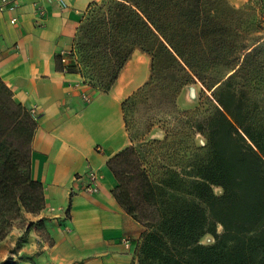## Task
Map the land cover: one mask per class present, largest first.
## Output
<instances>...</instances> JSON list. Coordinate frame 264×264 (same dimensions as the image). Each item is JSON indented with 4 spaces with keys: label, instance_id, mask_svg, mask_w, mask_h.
I'll return each mask as SVG.
<instances>
[{
    "label": "crops",
    "instance_id": "obj_1",
    "mask_svg": "<svg viewBox=\"0 0 264 264\" xmlns=\"http://www.w3.org/2000/svg\"><path fill=\"white\" fill-rule=\"evenodd\" d=\"M104 1L13 0L15 12L0 11V79L37 116L31 177L45 201L38 215L26 214L41 222L20 245L26 226L0 241V264H137L142 226L115 200L107 162L131 144L123 105L150 81L152 56L134 51L108 92L56 66L88 11ZM226 1L241 7L252 0ZM88 171L99 182L93 193L86 190Z\"/></svg>",
    "mask_w": 264,
    "mask_h": 264
},
{
    "label": "rangeland",
    "instance_id": "obj_2",
    "mask_svg": "<svg viewBox=\"0 0 264 264\" xmlns=\"http://www.w3.org/2000/svg\"><path fill=\"white\" fill-rule=\"evenodd\" d=\"M255 46L257 54L245 57ZM72 50L75 70L101 92L134 51L152 56L150 81L123 105V116L130 145L139 152L151 181L160 186L167 183L186 191L197 175L215 172L207 137L210 124L219 121L209 119L217 117L218 99L229 93H235L234 105L247 122L260 128L257 140L264 143L260 0L241 7L226 0L104 1L88 11ZM245 59L257 66L258 74L235 73L233 68ZM177 180L182 184L172 185ZM212 189L216 195L222 193L219 187ZM26 214L34 217L25 212L14 226L25 228L30 223ZM212 242L209 234L201 239L204 245ZM141 243L142 238L137 264Z\"/></svg>",
    "mask_w": 264,
    "mask_h": 264
},
{
    "label": "trees",
    "instance_id": "obj_3",
    "mask_svg": "<svg viewBox=\"0 0 264 264\" xmlns=\"http://www.w3.org/2000/svg\"><path fill=\"white\" fill-rule=\"evenodd\" d=\"M256 54L255 46L245 57ZM124 64L102 92L112 88ZM56 66L80 73L73 64L65 69L60 56ZM233 70L240 75L259 73L247 59ZM235 100V93L218 99L217 117L209 119L219 121L210 124L207 137L215 172L197 175L186 191L152 182L133 145L108 160L116 180L115 200L144 228L138 264H264V143L257 140L260 128L247 122ZM37 125V116L16 103L0 79V241L25 212L36 216L45 206L43 186L31 177ZM177 184L182 181L172 183ZM213 186L222 193L216 195ZM40 222L28 223L18 245ZM207 234L213 242L204 245L201 239Z\"/></svg>",
    "mask_w": 264,
    "mask_h": 264
},
{
    "label": "built area",
    "instance_id": "obj_4",
    "mask_svg": "<svg viewBox=\"0 0 264 264\" xmlns=\"http://www.w3.org/2000/svg\"><path fill=\"white\" fill-rule=\"evenodd\" d=\"M262 2H264V0H260ZM17 9V4L15 2H13V0H0V11H8V12H15ZM38 14H41V11L37 12ZM15 19L12 18L11 19V23H15ZM74 51L71 49L70 51L63 53L60 55V60L62 65L64 66V68L66 69L69 65H71V62L74 58ZM86 101H88L90 98L88 97H84ZM87 178H88V183H87V187L86 190L88 192H96L99 189V182H98V178L96 173H94V171H88L86 173Z\"/></svg>",
    "mask_w": 264,
    "mask_h": 264
}]
</instances>
